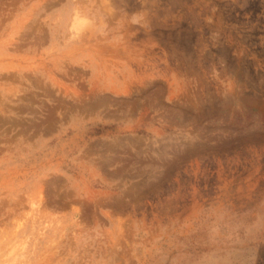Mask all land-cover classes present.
Wrapping results in <instances>:
<instances>
[{
  "label": "rangeland",
  "instance_id": "obj_1",
  "mask_svg": "<svg viewBox=\"0 0 264 264\" xmlns=\"http://www.w3.org/2000/svg\"><path fill=\"white\" fill-rule=\"evenodd\" d=\"M0 264H264V0H0Z\"/></svg>",
  "mask_w": 264,
  "mask_h": 264
}]
</instances>
